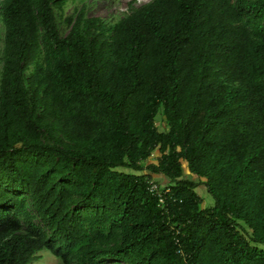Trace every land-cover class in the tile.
<instances>
[{
	"label": "trees",
	"instance_id": "obj_1",
	"mask_svg": "<svg viewBox=\"0 0 264 264\" xmlns=\"http://www.w3.org/2000/svg\"><path fill=\"white\" fill-rule=\"evenodd\" d=\"M65 1L0 0V264H264V0Z\"/></svg>",
	"mask_w": 264,
	"mask_h": 264
},
{
	"label": "rangeland",
	"instance_id": "obj_2",
	"mask_svg": "<svg viewBox=\"0 0 264 264\" xmlns=\"http://www.w3.org/2000/svg\"><path fill=\"white\" fill-rule=\"evenodd\" d=\"M151 0H66L60 9L55 8L57 15V22L59 24V30L61 34H66L69 30V26L64 23L65 19L74 17L75 13L80 9L83 4L87 5V14L89 16L98 17L108 23H114L117 19L125 13L129 7V3L138 7ZM3 45V29L0 23V67H1V51ZM156 152L154 153V155ZM126 171V170H124ZM204 205L211 203V200L207 198L204 200ZM29 264H63L61 260L54 257L48 251L42 250L36 254V257ZM104 264H114L113 261L107 260Z\"/></svg>",
	"mask_w": 264,
	"mask_h": 264
},
{
	"label": "built area",
	"instance_id": "obj_3",
	"mask_svg": "<svg viewBox=\"0 0 264 264\" xmlns=\"http://www.w3.org/2000/svg\"><path fill=\"white\" fill-rule=\"evenodd\" d=\"M146 188L148 193L157 200L158 207L162 214H169L167 199L169 198L170 190L160 186L154 179H147Z\"/></svg>",
	"mask_w": 264,
	"mask_h": 264
},
{
	"label": "crops",
	"instance_id": "obj_4",
	"mask_svg": "<svg viewBox=\"0 0 264 264\" xmlns=\"http://www.w3.org/2000/svg\"><path fill=\"white\" fill-rule=\"evenodd\" d=\"M207 198H205V200H206ZM205 203V202H204Z\"/></svg>",
	"mask_w": 264,
	"mask_h": 264
}]
</instances>
